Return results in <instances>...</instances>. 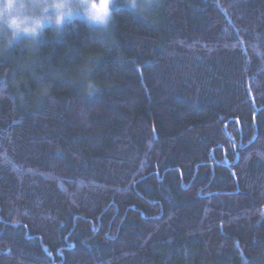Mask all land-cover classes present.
I'll list each match as a JSON object with an SVG mask.
<instances>
[{
  "label": "trees",
  "instance_id": "obj_1",
  "mask_svg": "<svg viewBox=\"0 0 264 264\" xmlns=\"http://www.w3.org/2000/svg\"><path fill=\"white\" fill-rule=\"evenodd\" d=\"M126 4L0 42V264H264V0Z\"/></svg>",
  "mask_w": 264,
  "mask_h": 264
},
{
  "label": "clouds",
  "instance_id": "obj_2",
  "mask_svg": "<svg viewBox=\"0 0 264 264\" xmlns=\"http://www.w3.org/2000/svg\"><path fill=\"white\" fill-rule=\"evenodd\" d=\"M118 0H0V35L12 47L17 40L38 46L46 33L63 35L69 23L106 30ZM127 7H141L128 0Z\"/></svg>",
  "mask_w": 264,
  "mask_h": 264
},
{
  "label": "rangeland",
  "instance_id": "obj_3",
  "mask_svg": "<svg viewBox=\"0 0 264 264\" xmlns=\"http://www.w3.org/2000/svg\"><path fill=\"white\" fill-rule=\"evenodd\" d=\"M118 1H124V2H128V0H118ZM156 0H138V3L141 5L140 8L138 9H145L149 6H151L152 4L155 3ZM20 40H17L15 43H17ZM0 42L6 43L5 41V37L3 35H0Z\"/></svg>",
  "mask_w": 264,
  "mask_h": 264
}]
</instances>
